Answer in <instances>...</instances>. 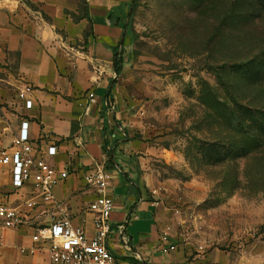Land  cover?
Returning <instances> with one entry per match:
<instances>
[{"label": "rangeland", "instance_id": "1", "mask_svg": "<svg viewBox=\"0 0 264 264\" xmlns=\"http://www.w3.org/2000/svg\"><path fill=\"white\" fill-rule=\"evenodd\" d=\"M112 22L114 149L138 163L173 264H264V0H136ZM19 77L0 64V149L33 101ZM11 190L0 168V201L22 204Z\"/></svg>", "mask_w": 264, "mask_h": 264}, {"label": "crops", "instance_id": "2", "mask_svg": "<svg viewBox=\"0 0 264 264\" xmlns=\"http://www.w3.org/2000/svg\"><path fill=\"white\" fill-rule=\"evenodd\" d=\"M132 1L0 0V64L17 66L16 81L31 89L34 107L25 119L32 137L55 143L59 152L47 160L69 172L53 190L55 205L38 207L28 226L7 232L0 248L5 263L52 264L43 251L31 256L11 249L31 247L34 229L55 215L65 212L93 233L89 206L100 193L87 186L85 176L98 166L112 174L109 193L114 210L107 247L117 264H173L175 260L161 241L155 204L138 190V163L114 149L119 130L115 88L107 94L115 79L114 48L123 30L112 21ZM18 197L23 202L28 199L25 194Z\"/></svg>", "mask_w": 264, "mask_h": 264}, {"label": "built area", "instance_id": "3", "mask_svg": "<svg viewBox=\"0 0 264 264\" xmlns=\"http://www.w3.org/2000/svg\"><path fill=\"white\" fill-rule=\"evenodd\" d=\"M93 101L94 94H90ZM32 100L26 101V109H33ZM55 143L32 137L30 122L24 119L11 145L0 149V168L7 170L13 193L22 192L28 199L20 205L0 201V248L9 230L17 231L28 226L31 214L40 206L55 205L54 188L69 177V172L57 169L47 157L58 154ZM111 170L98 166L94 172L85 176L87 186L98 191L99 196L89 206L93 215V233L84 225L75 224L74 219L64 213L55 215L48 224L38 226L32 234V246H20L23 255H36L43 251L52 264H117L113 253L107 247L112 231L110 216L114 201L109 193L112 183ZM57 206V205H56ZM163 243L170 251L176 246L167 235Z\"/></svg>", "mask_w": 264, "mask_h": 264}, {"label": "trees", "instance_id": "4", "mask_svg": "<svg viewBox=\"0 0 264 264\" xmlns=\"http://www.w3.org/2000/svg\"><path fill=\"white\" fill-rule=\"evenodd\" d=\"M136 0H133L132 3H131V6H133L135 4ZM235 3H233L232 6H234ZM132 15V12L129 13V16ZM112 20V16H110V18ZM115 25L119 26L118 23H115ZM127 32V29L126 27L124 26L123 27V37H122V40L120 42V44L114 48V63H113V67H114V71L117 75H120L122 73V70H123V50L121 49L122 46H123V41H124V37H125V34ZM115 85H116V81L115 80H112L110 82V85H109V88H108V96L109 94L111 93V91L115 88ZM126 178H128L127 175H125Z\"/></svg>", "mask_w": 264, "mask_h": 264}]
</instances>
